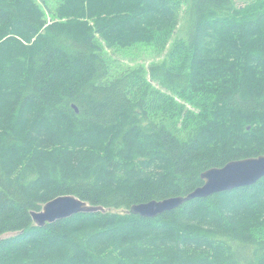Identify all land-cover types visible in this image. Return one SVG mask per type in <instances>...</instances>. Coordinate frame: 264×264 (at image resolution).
I'll return each instance as SVG.
<instances>
[{"label": "trees", "instance_id": "1", "mask_svg": "<svg viewBox=\"0 0 264 264\" xmlns=\"http://www.w3.org/2000/svg\"><path fill=\"white\" fill-rule=\"evenodd\" d=\"M40 1L0 0V264H264V177L129 212L264 155V0ZM184 4L169 57L114 75L106 49L162 53ZM66 194L106 211L36 225Z\"/></svg>", "mask_w": 264, "mask_h": 264}, {"label": "water", "instance_id": "2", "mask_svg": "<svg viewBox=\"0 0 264 264\" xmlns=\"http://www.w3.org/2000/svg\"><path fill=\"white\" fill-rule=\"evenodd\" d=\"M201 177L204 183L185 196L153 199L134 204L129 212L139 214L142 217H156L197 198L253 185L264 177V155L232 160L222 167L207 169L201 174ZM99 211H106V208L101 205L90 204L76 195L66 194L51 199L40 210H33L31 215L36 225L45 226L77 213Z\"/></svg>", "mask_w": 264, "mask_h": 264}, {"label": "rangeland", "instance_id": "3", "mask_svg": "<svg viewBox=\"0 0 264 264\" xmlns=\"http://www.w3.org/2000/svg\"><path fill=\"white\" fill-rule=\"evenodd\" d=\"M51 1L52 4H55L53 0ZM249 1L251 0H235V3L237 6H243L247 4ZM188 8L189 6L187 4H184L183 9L181 11L180 24L178 25L173 38L170 40L168 47L160 54L156 53L150 44H144V43H141L137 47L131 48L130 50H123L120 48L118 49L107 48L104 54L108 58L113 68L114 75H116L121 71L132 70L133 68L141 67V66L144 67L145 69H148L151 64L159 63L162 62L164 59H167L169 57V51L172 46L171 44L174 41L184 38L186 25L188 22V15H187ZM145 78L146 80H148L150 84L152 83L155 87H157L161 91L166 92L168 94L172 93L170 90H167L159 83L152 81L149 78L148 74L145 75ZM174 97L179 105H185L186 107L193 109V107H190L177 95L174 94Z\"/></svg>", "mask_w": 264, "mask_h": 264}]
</instances>
